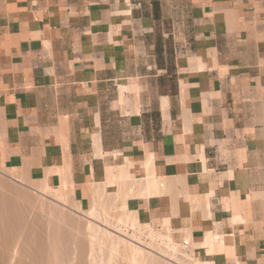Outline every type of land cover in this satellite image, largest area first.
<instances>
[{
    "label": "crops",
    "instance_id": "crops-1",
    "mask_svg": "<svg viewBox=\"0 0 264 264\" xmlns=\"http://www.w3.org/2000/svg\"><path fill=\"white\" fill-rule=\"evenodd\" d=\"M0 167L264 264V0H0Z\"/></svg>",
    "mask_w": 264,
    "mask_h": 264
},
{
    "label": "bare ground",
    "instance_id": "bare-ground-1",
    "mask_svg": "<svg viewBox=\"0 0 264 264\" xmlns=\"http://www.w3.org/2000/svg\"><path fill=\"white\" fill-rule=\"evenodd\" d=\"M7 170V169H6ZM11 170V169H10ZM24 170V169H23ZM3 171V170H2ZM5 171V170H4ZM3 171V172H4ZM6 172V171H5ZM23 172V171H22ZM7 173V174H6ZM6 173H3L6 177L8 176V177H10V178H12V179H14V180H16L17 182H19V183H22V184H25L24 182L25 181H27L26 179H22V178H20V175L17 173V172H6ZM20 173V172H19ZM29 174V173H28ZM51 174H52V172H51ZM109 174V173H108ZM26 175H27V173H26ZM26 175H23V177H25ZM111 175V174H110ZM27 176H30V175H27ZM26 176V177H27ZM64 176V175H63ZM21 177H22V175H21ZM65 177H66V175H65ZM121 177V176H120ZM5 178V177H4ZM3 177H1L0 176V185H2L1 186V188H4L5 189V191H8L9 193L11 192V193H13L12 195H13V197H14V199H16L17 200V202L20 200V201H22L23 202V205H25L26 204V207H24L23 205V207L21 206V204H19V206L22 208V209H20V207L19 206H17V204H14V202L15 201H13L14 199H13V197H5L4 196V198H6V199H4L3 197H2V199H0V207L2 208V210L0 211V218L2 219H0L1 220V222H0V224H3V223H5L4 224V227H8V229L7 228H1V232L2 233H4V230H6L5 232L6 233H4V235H3V238H2V241L0 240V264H102V263H108V264H110L109 262H107V260L105 259V258H103V259H105L104 261L105 262H103L102 260V257L101 256H103V254L101 255L100 254V252H101V249L103 248V242H102V238L104 237V234H105V228L104 229H102V230H100V226H98L97 224V226H98V228H96L94 225H92V226H90L89 224H88V222L86 221L85 223H87V226L89 225V227L88 228H85L84 229V227L85 226H81V227H79V224L77 225V223H78V218L80 217H78V218H76V215H75V217H74V215H73V213L71 214V215H73V217L74 218H76V220H74V221H76L77 223H75L74 221H73V219H72V216L71 217H68V218H66V217H64L65 216V214H64V216H62L61 215V213H63V210L62 209H56V210H58V211H56V210H54L53 209V205H56V207L54 206V208H60L59 207V205L55 202L54 203V201H50V200H46L45 199V196L47 197V191H45V190H47L46 189V187H47V184H45L44 183V185L42 184V185H40V187H39V184H37L36 185V187L35 188H33V186L34 185H32L31 183H29L30 185H32V188L33 189H31V190H33V191H30V190H26L24 187V189H22V187H17V186H15V185H11V184H9L8 182H6L7 180H6V178L4 179ZM46 178V177H45ZM28 179V178H27ZM63 179H65V178H63ZM118 179H120V178H118ZM128 179V178H127ZM6 180V181H5ZM43 180V179H42ZM121 180V179H120ZM9 181V180H8ZM15 181V182H16ZM46 181V180H45ZM44 181V182H45ZM110 181V180H109ZM108 181V182H109ZM111 181H114V180H111ZM28 182H30L29 180H28ZM33 182V181H32ZM64 182V181H63ZM107 182V183H108ZM122 182V181H121ZM27 183V182H26ZM46 183H47V181H46ZM67 183V182H66ZM107 183H105V185H107ZM113 183V182H112ZM100 184V183H99ZM108 184H111V183H108ZM119 184V183H118ZM122 184V183H121ZM65 186V185H64ZM98 186V185H97ZM30 187V186H29ZM63 187V186H62ZM66 187V186H65ZM105 187V186H104ZM31 188V187H30ZM48 189H49V187H47ZM98 188V187H97ZM95 189V190H97V192H95V191H93L94 193H95V196H97V194L96 193H98V189ZM123 188V187H122ZM3 189V190H4ZM36 189H39V190H41V191H45L44 193H42L41 191H38V190H36ZM65 189V188H64ZM102 189V188H101ZM67 190V189H66ZM73 190V189H72ZM124 190V189H123ZM4 191V192H5ZM53 191H55V190H53ZM52 191V192H53ZM8 192H5V193H8ZM40 192V194H38ZM70 192V191H69ZM69 192H67L68 194H69ZM105 192V191H104ZM104 192H102L103 193V196H104ZM5 193H3V194H5ZM57 193V194H56ZM56 193H54L55 195V197H57V198H55L54 196V198H55V201H57L58 203H60V204H62V206L64 205L65 207L67 206L66 204H67V202H66V204L64 203V201H65V199L64 200H62L63 199V196L60 194V192L58 193V191H56ZM64 193V192H63ZM94 193H92V195L94 194ZM100 194H101V191L99 192ZM98 193V195H100ZM122 193V192H121ZM3 194H2V196H3ZM70 194H72V193H70ZM69 194V195H70ZM118 194H120V193H118ZM127 194V193H126ZM6 195H8V194H6ZM10 195V194H9ZM66 194H64V197L66 198V196H65ZM102 195V194H101ZM100 195V196H101ZM123 195V194H122ZM1 196V195H0ZM68 196V195H67ZM91 196V195H90ZM98 197V199L99 198H102V197ZM126 196V195H125ZM48 197H49V195H48ZM68 197H70V196H68ZM66 198V199H69V198ZM1 198V197H0ZM8 198V199H7ZM61 198V200H58V199H60ZM91 198H93V196L91 197ZM104 198V197H103ZM111 198V197H110ZM110 198H109V201H113V200H110ZM113 198H115V197H113ZM126 198H128V197H126ZM4 199V200H3ZM72 199V197H70V200ZM54 200V199H53ZM95 200V199H94ZM101 200V199H100ZM108 200V199H107ZM106 200V202H108ZM116 200V199H115ZM114 200V201H115ZM127 200V199H126ZM125 200V201H126ZM48 201V203L50 202V204H53L52 206L51 205H48V203H47V206H46V202ZM63 201V202H62ZM68 201V200H67ZM98 201V202H97ZM102 201H104V200H102ZM118 201V200H117ZM21 202V203H22ZM51 202H53V203H51ZM96 202L97 203H99V200H96ZM106 202H104V205H105V203ZM18 203H20V202H18ZM25 203V204H24ZM96 203V204H97ZM73 204V203H72ZM75 204V203H74ZM93 203H91L90 204V206L92 205ZM95 204V203H94ZM93 204V205H94ZM99 204H101V202L99 203ZM92 205V206H93ZM104 205H103V207H104ZM108 205V204H107ZM114 205V204H113ZM58 206V207H57ZM72 206V205H71ZM73 206L75 207V208H73ZM72 206V208L71 207H69V206H67V207H69V208H71L72 210H74V211H76V212H78V208L79 207H81L80 205H79V207L78 208H76V205H73ZM96 206H98V204L96 205ZM95 206V207H96ZM101 206V205H100ZM111 207V206H110ZM110 207H108V209L110 208ZM125 207V206H124ZM64 208V207H63ZM97 208H99V207H97ZM105 208V207H104ZM122 208V207H121ZM53 209V210H52ZM76 209V210H75ZM92 209H93V207H92ZM100 209V208H99ZM112 209V208H111ZM123 209V208H122ZM121 209V210H122ZM59 210H61L62 212L59 214ZM81 210V209H80ZM95 210V209H94ZM107 210V209H106ZM113 210V209H112ZM56 211V215H59V216H61V218H63L62 220L60 219V217H58L59 218V220H61L60 222H63L64 221V223H65V221L67 220V221H69L68 223H67V221H66V223H67V226L68 225H70L71 224V222H70V220H72V222H74L73 223V227L75 226V224H76V228H71V227H69V229H66L65 227H64V225H66V224H64V225H62V223H61V225H62V227L61 226H57V227H55V226H52V228L49 230V231H51V235H45V232H43L41 229L43 228L42 227V225H44V224H42V225H40V228H38V226H39V224L40 223H38V222H40L41 220H40V218L42 219V218H44V217H46L48 220L46 221V220H44L45 222H48V224H51V220H53L54 221V224H55V220H57L58 221V218H57V216H55L57 219H55V217H54V213L53 212H55ZM66 211V210H65ZM90 212H91V210H89ZM96 211V210H95ZM94 211V212H95ZM115 211V210H114ZM81 212V211H80ZM92 212H93V210H92ZM93 212V213H94ZM71 213V212H70ZM69 213V214H70ZM83 213H85L84 211H83ZM82 213V215L84 216V217H86L88 220H91V221H95L96 223L98 222V221H96V220H98V219H95L96 218V215L98 214V213H100V212H95V213H97L96 215L95 214H93V215H95L94 217L95 218H93V215H90V213L88 212V215H86V213L85 214H83ZM103 213V212H102ZM27 214H30V217L29 216H26ZM68 214V213H67ZM76 214V213H75ZM78 214V213H77ZM92 214V213H91ZM103 215V214H102ZM68 216H70V215H68ZM78 216V215H77ZM92 216V217H91ZM98 216V215H97ZM104 216V215H103ZM132 216V215H131ZM31 217H33V218H31ZM99 217V216H98ZM128 217V216H127ZM130 217V216H129ZM135 217V216H134ZM45 218V219H46ZM51 218H53V219H51ZM66 218V219H65ZM69 218H71L70 220H69ZM107 218V217H106ZM109 218V217H108ZM124 218V217H123ZM132 218V217H131ZM50 219V220H49ZM83 219H85V218H83ZM82 219V220H83ZM103 219V218H102ZM111 219V218H110ZM114 219V218H113ZM40 220V221H39ZM43 220V219H42ZM81 220V219H80ZM105 220V219H104ZM101 221V220H100ZM103 221V220H102ZM115 221H117V220H115ZM127 221V220H126ZM136 221V220H135ZM134 221V222H135ZM42 222V221H41ZM45 222H43V223H45ZM80 222V221H79ZM107 222V221H106ZM120 222V221H119ZM38 223V224H37ZM81 223V222H80ZM83 223V222H82ZM92 223V222H91ZM118 223V222H117ZM127 223V222H126ZM132 223V222H131ZM130 223V224H131ZM24 224H26V226H25V228H23L24 226ZM48 224L46 223L45 224V226L47 225L48 226ZM53 224V223H52ZM53 224V225H54ZM93 224H95V223H93ZM100 224V223H99ZM107 225H108V223H106ZM112 224V223H111ZM28 225V226H27ZM57 225H58V222H57ZM82 225H84V224H82ZM102 225H103V223H102ZM116 225V224H115ZM122 225V224H121ZM132 225V224H131ZM143 225V224H142ZM23 226V227H22ZM44 226V227H45ZM71 226V225H70ZM94 226V227H93ZM110 226H112V225H110ZM126 227H128L127 225H125ZM138 226H140V225H138ZM49 227H51L50 225H49ZM63 227H64V229H66V231L67 230H69V232H71V233H73L72 234V238H73V242L74 243H72V246L71 247H69V245L67 244V241H69V240H67L68 238H70L71 237V233H70V237H68V235H69V232L67 231H65L64 229H63ZM114 227V226H113ZM123 227V226H122ZM48 227H45V229H43V230H47V232H49L48 231V229H47ZM68 228V227H67ZM70 228H71V230L73 231H70ZM141 228H143V229H147V232L149 231V234L148 235H150V237H154V236H152L150 233V231H152V230H148L149 228H145L144 226H142ZM165 228V227H164ZM168 228V227H167ZM167 228H165V229H167ZM108 229H110V230H112L113 232H115V233H118V234H120V236L122 235L121 233H119V231H117V230H120V229H116V226H115V230L114 229H112V227L111 228H108ZM127 229V228H126ZM132 229V228H131ZM133 229L135 230V227H133ZM143 229L141 230V231H143ZM27 230V231H26ZM41 230V231H40ZM83 230H85L84 232L86 233V234H83L84 232H83ZM145 230L142 232V233H145ZM168 230V229H167ZM167 230H165V234L167 233L168 235L170 234V233H168L167 232ZM164 231V230H163ZM102 232L104 233V234H102ZM121 232V231H120ZM136 232H139V230L138 231H136ZM155 232V231H154ZM154 232L152 233V234H154ZM2 233H0V235L2 234ZM107 233V232H106ZM127 233V232H126ZM139 233H141V232H139ZM158 233V232H157ZM133 234V233H132ZM131 233H130V236H128V235H125V233H124V235H122V236H124L126 239H129V240H131V241H134V243L136 242L137 243V241L136 240H133L132 239V237H134V236H131L132 235ZM145 234H147V233H145ZM163 236H165V234H163V233H161ZM161 234H159V235H161ZM166 234V235H167ZM85 235V236H84ZM108 235H114L113 233L111 234H109V232H108ZM140 235V234H139ZM48 236V237H47ZM116 236V235H115ZM156 236V235H155ZM112 237V236H111ZM119 237V236H118ZM124 237H122V238H124ZM141 237V236H140ZM139 237V238H140ZM168 237V238H167ZM113 238H114V236H113ZM117 238V237H116ZM135 238V237H134ZM137 238V237H136ZM135 238V239H136ZM142 238V237H141ZM157 238V237H156ZM159 238H161V236L159 237ZM164 238V237H163ZM162 238V239H163ZM165 238H167V240L169 241H167L166 242V244H164V245H167L166 247L169 249L168 250V252L167 251H160L158 248H157V245H156V248L155 249H152V247H147V246H145V245H143L142 243H138V244H132V243H130L129 242V245H130V251H129V249H127L126 250V248H125V250L122 252V254L124 253V257H128V259L126 258V259H124L123 261H128V263L127 264H138L139 263V261L137 262V260L136 259H138V260H140L139 258H138V256L143 260V261H145V259L147 260L148 258H149V256H151V258L152 257H158V258H152L153 260H151L152 262H154L153 264H160L161 262H162V258L161 257H163V258H165V259H168V260H170V261H172L173 263H176V264H181L180 263V260H178L179 262H177L176 260V262L174 261V260H172L171 258H169V257H167L166 256V254L169 256V255H171V256H173V253H174V249H176V248H174V244H172L171 243V238L169 239V236H165ZM164 238V239H165ZM51 241H50V240ZM104 239H106V238H104ZM109 240H113V239H111L110 237L108 238ZM119 239V238H118ZM118 239L117 240H115V241H113L114 242V244H113V242H107V241H105V244L107 243H109V246H110V244L112 245V248L116 245L117 246V244L118 243H120V242H118ZM121 239V238H120ZM119 239V240H120ZM126 239H123V240H126ZM138 239V238H137ZM154 239H155V237H154ZM158 239V238H157ZM67 240V241H66ZM72 239L70 238V241H71ZM121 241V240H120ZM146 241V240H145ZM158 241V240H157ZM118 242V243H117ZM139 242V241H138ZM152 243H153V241H151ZM164 242V241H163ZM69 243V242H68ZM103 243V244H102ZM117 243V244H116ZM124 243V242H123ZM128 243V242H127ZM151 243V244H152ZM155 243V242H154ZM157 243V242H156ZM162 243V242H161ZM126 244V243H125ZM150 243H148V245H149ZM172 244V245H171ZM66 245H68V247L66 246ZM103 245V246H102ZM124 245V244H123ZM129 245L127 244L126 246L124 245V247H129ZM153 245V244H152ZM64 246L65 247H67V250H69L68 252H70V250H71V248L72 249H74V250H72V253L73 254H70V253H65L66 255V257H67V259H69V258H71L72 257V260H65L64 258H61L60 257V253H58V250H60V248L61 247H63V249L61 250V251H65L66 249H64ZM115 246V247H116ZM121 246V245H120ZM119 246V247H120ZM159 246H161V245H159ZM158 246V247H159ZM107 247V246H106ZM164 247V246H163ZM165 247V248H166ZM109 248V247H108ZM108 248H106L107 249V251H108ZM185 248V247H184ZM188 248V247H187ZM87 249H88V251H87ZM146 249H149V251H152V253L151 252H149V251H147ZM111 250H113L114 251V248L113 249H111ZM118 250V249H117ZM102 251H104L105 252V249L103 250L102 249ZM106 251V252H107ZM179 251V250H178ZM178 251H175L176 253L178 252ZM112 252V251H111ZM117 252V251H116ZM119 252V251H118ZM121 252V251H120ZM130 252V253H129ZM153 252L156 254V255H153ZM164 252H167L166 254L164 253ZM180 252V251H179ZM87 253H88V255L90 256V258H88V260H87V258L85 257V255H87ZM113 253V252H112ZM150 253V254H149ZM175 253V254H176ZM191 253V252H190ZM59 254V255H58ZM68 254H70V256L71 257H69L68 258ZM107 254V253H106ZM118 254V253H117ZM121 254V255H122ZM179 254V253H178ZM184 254V253H183ZM75 255H76V257L78 256V258L76 259V257H75ZM99 255H101L100 256V258H99ZM115 255V254H114ZM185 255V254H184ZM192 255V254H191ZM64 256V254H63V257H65ZM89 256H87V257H89ZM109 256V255H108ZM42 257H44L43 259H42ZM91 257H95L94 259H92ZM98 257V258H97ZM105 257V256H104ZM111 257H112V255H111ZM111 257H109L110 259H111ZM124 257H122V259L124 258ZM61 258V260H59V259ZM113 258V257H112ZM117 258H119V257H117ZM159 258H161V259H159ZM175 258V257H174ZM188 258V257H187ZM96 259V260H95ZM99 259H102V260H99ZM110 259H108V261L110 260ZM119 259H121V257L119 258ZM181 259V258H180ZM116 261H114V259L113 260H111L110 262L112 263V264H119V262H120V260L119 261H117V259H115ZM136 260V261H135ZM160 260H161V262H160ZM184 260H185V258H184ZM191 260H193V259H191ZM122 261V262H123ZM194 261V260H193ZM116 262V263H115ZM147 262V261H146ZM151 262V263H152ZM172 262H170L171 264H172ZM181 262H183V261H181ZM124 263H126V262H124ZM140 263H141V260H140ZM170 263H167V260H166V264H170ZM189 263H191V262H189ZM194 263V262H193ZM203 263V262H202ZM142 264H145V262H142ZM161 264H163V263H161ZM164 264H165V262H164ZM183 264H184V262H183ZM204 264H210V263H204Z\"/></svg>",
    "mask_w": 264,
    "mask_h": 264
},
{
    "label": "rangeland",
    "instance_id": "rangeland-1",
    "mask_svg": "<svg viewBox=\"0 0 264 264\" xmlns=\"http://www.w3.org/2000/svg\"><path fill=\"white\" fill-rule=\"evenodd\" d=\"M2 170H3V171L5 170L6 172H11V173H12V172L15 173V172H16L15 170H9V169L6 170L5 168L3 169V168L0 167V176L3 177V178L5 177L6 180H7V181H6V180H5V181L8 182L9 184H11V185L13 184V185H15V186H17V187L20 186V187H22V189L25 188L26 190L33 191V190H31V189L35 188L37 184H39V187H40V185H42V184L44 185V183L39 182V181H33V182H32V181H30V182L25 181V182H24L25 184L19 183V182H17L16 180H14V179H12V178H10V177H8V176L6 177V176L3 174V173H6V172H5V171L3 172ZM6 174H7V173H6ZM5 178H4V179H5ZM20 178L23 179V176L21 177V175H20ZM8 180H9V181H8ZM15 181H16V182H15ZM26 182H27V183H26ZM29 183H31L32 185H34L33 188H32V185H30ZM41 183H42V184H41ZM1 186H2V185H0V195H1V196H0L1 198H0V199H2V197L4 198V196H5V197L8 196V197H10V198L13 197V195H12L13 193H11V192L9 193L8 191H5V189H4V188H1ZM29 186H30L31 188H30ZM62 186H63V187H62ZM62 186H61V187H52V186H48V185H47V187H49V189L46 187L47 190H45V191H47V197L45 196V199H46V200L48 199V200H50V201H54V203L56 202V203L59 205L60 208H54V206L56 207V205H53V204H54L53 202H51V203H53V204H50V202L48 203V201L46 202V206H47V203H48V205H51V206L53 205L52 207H53L54 210H56V209H62V210H63V213H61L62 211L59 210V211H60L59 214L61 213L62 216H64V214H65L64 217H66V218L72 216V219H73V218L75 217V215H76V218H78V217L80 216V217L78 218V220H79L81 223H80L79 221H78V223H77V222H76V221H77L76 218H74L73 221L76 220V221H74V222L77 223V225L79 224V227H81V226H85L84 229H85V228H88L90 224H91L90 226H92V225L95 226V225L97 224L98 226H100V227H99L100 230H102V229L105 228V231H104L105 234L102 232V234H104V237L102 238V242L104 241V242H103L104 244H103V243H102V244H103L104 246L102 245V246H103L102 249H103V250L105 249V252L102 251V249H101L100 254L102 253L103 256H101V255H102V254H101V255H99V258H100V256L102 257V259L105 258V259L107 260V262H109L110 264H112V263H111V262H112L111 260H113V259H114V261H116L115 259H117V261L120 260L119 264H127L128 261H127V260H126V261H123V260L126 259V258L128 259V257H124V256H123L124 253L122 254V252L125 250V248H126V250L129 249V251H130V245H131V244L129 245V242L132 243L133 245H134V244L136 245V244H138V243H142L143 245H145V246H147V247H148V246H149V247H152V249H155V248H156V245H157V248H158V249L160 248V249H159L160 251L162 250V251H167V252H168L169 249L166 247L167 245H164V244H166V242L168 241V240H167L168 237L165 238V236H169V239L171 238V239H170V240H171V243L175 245L174 248H176V249L173 250V251H174L173 256H171L172 254L168 256V255H167L168 253H167V252H164L165 254L167 253V254H166L167 257L171 258V259L174 260V261L176 260L177 262H179L178 260H180V263H181V264H183V262H184V264H204V263H202V261L197 260V259L194 258V255H193V249H192L193 246L191 245V246H192V247H191L189 244H187V245L185 244V242H186V243L189 242V239L184 238V240H181V238H179L177 235L174 234V231H172L171 228L169 229V225H168V224H164V226H163V227H160V228H153V227H150V226L140 225V224L137 222V220L135 221V219L133 218V216H131L132 214L127 213V211L125 210V207H124V200H123V201L119 200V199H120V198H118L119 195L113 194V193H112L113 191H108L107 189H105V187H106L105 185H98V186H91V187H90L89 190H91V189H94V190H95V189L98 187L97 189L100 190L101 193L104 192V191H105V192H104V196H102V198H99V199H98V197H96V196L93 195V198L90 199V204H91V203H93V204L95 203V204H94V205L92 204L93 206H92V205L90 206V204H89V207H88V208H84V209H82L81 207H79L78 203L75 201V198H73V200H72V199H71V200L68 199V201L65 199L64 203L66 204V202H67V204H66L67 206H69V207H71V208H72L73 205L78 206L79 208L76 207V208H78V212L72 210L71 208H69V207H67V206H66V207H65L64 205L62 206V204H60V203H58L57 201H55V198H57V197H55L56 195H55L54 193H56V191H60V192H62V193L64 192L63 195L66 194L65 196L68 195V196L71 197L72 195H74V192H73L72 190H69L68 187H67V185H65L66 187H65L64 185H62ZM104 186H105V187H104ZM23 187H24V188H23ZM94 187H95V188H94ZM64 188H65V189H64ZM101 188H102V189H101ZM3 189H4V190H3ZM66 189H67V190H66ZM36 190L41 191V190H39V189H36ZM53 190H55V191H53ZM94 190H93V191H94ZM4 191H5V192H8V193H5ZM45 191H41V192L44 193ZM52 191H53V192H52ZM69 191H71V192H69ZM93 191H92V192H93ZM67 192H69V194H70V193H72V194L69 195ZM3 193H5V194H3ZM45 193H46V192H45ZM2 194H3V196H2ZM6 194H8V195H6ZM9 194H10V195H9ZM38 194H40V192H39ZM56 194H57V193H56ZM102 194H103V193H102ZM48 195H49V197H48ZM54 195H55V196H54ZM53 196H54L55 198H54ZM91 197H92V195H91ZM103 197H104V198H103ZM110 197H111V198H110ZM113 197H115V198H113ZM109 198H110V200H113V201H109ZM4 199H6V198H4ZM4 199H3V200H4ZM7 199H8V198H7ZM11 199H12V198H11ZM13 199H14V197H13ZM53 199H54V200H53ZM94 199H95V200H94ZM100 199H101V200H100ZM107 199H108V200H107ZM115 199H116V200H115ZM58 200H61V198L58 199ZM62 200H64V198H63ZM96 200H99V203L101 202V204L97 203L98 201L96 202ZM102 200H104V201H102ZM106 200H107L108 202H106ZM114 200H115V201H114ZM117 200H118V201H117ZM13 201H15L14 204H17V206H19V204H21V206L23 205V202L20 201V200L18 201V202H20V203H18L16 199H14ZM21 202H22V203H21ZM62 202H63V201H62ZM104 202H106L105 204H108V205H104V204H103ZM72 203H73V204H72ZM74 203H75V204H74ZM96 203L98 204V206H96V205H97ZM24 204H25V203H24ZM113 204H114V205H113ZM71 205H72V206H71ZM100 205H101V206H100ZM103 205H104L105 208L103 207ZM23 206L26 207V204L23 205ZM23 206H22V207H23ZM95 206H96V207H95ZM110 206H111V207H110ZM19 207H20V206H19ZM57 207H58V206H57ZM63 207H64V208H63ZM92 207H93V209H92ZM97 207H99L100 209L97 208ZM108 207H110V208L108 209ZM121 207H122L123 209H122ZM73 208H75V207L73 206ZM111 208H112L113 210H112ZM20 209H22V208L20 207ZM53 209H52V210H53ZM80 209H81V210H80ZM94 209H95L96 211H95ZM106 209H107V210H106ZM121 209H122V210H121ZM1 210H2V208L0 207V211H1ZM65 210H66V211H65ZM89 210H91V212H90ZM92 210H93V212L95 211V212H100V213H98V214L95 213V212L93 213ZM114 210H115V211H114ZM56 211H58V210H56ZM56 211L53 212V213H54V217H55V216H57V218L60 217V219L62 220L63 218H61V216L56 215V214H57ZM80 211H81V212H80ZM83 211L86 213V215H88V212L90 213V215H93V214L96 215V214H97L99 217L96 215V218H95V217H94L95 215H93V218L98 219V220H96V221H98V222L96 223L95 221L88 220L86 217H84V216L82 215ZM70 212H71V213H70ZM102 212H103V213H102ZM55 213H56V214H55ZM67 213H68V214H67ZM69 213H70V214H69ZM72 213H73L74 217H73V215H71ZM75 213H76V214H75ZM77 213H78V214H77ZM85 213H83V214H85ZM91 213H92V214H91ZM102 214H103L104 216H103ZM68 215H70V216H68ZM77 215H78V216H77ZM26 216H29V217H30V214H27ZM127 216H128V217H127ZM129 216H130V217H129ZM91 217H92V216H91ZM106 217H107V218H106ZM108 217H109V218H108ZM123 217H124V218H123ZM131 217H132V218H131ZM31 218H33V217H31ZM45 218H46V217L42 218L43 220L40 218V220H41L42 222H41L40 220H39L40 222H38V223H40L39 226H38V228H40V225L44 224V225H42L43 228L41 227L42 229H41V228H40V229H41L43 232L46 231V232H45V235H48V234L51 235V234H50L51 231H49V230L52 228V226H55V227H57V226H61V227H62V225L66 224V225H64V227H65L66 229H69V227H71V228L73 227L72 225H73V223H74V222H72V220H70L71 218H69V220H70V222H71V224H70L71 226H70V225L67 226V223H68L69 221L66 220L67 223H66V221H65V223H64V221H63V222H60L61 220H59V218H58V221L55 220L56 222H55V224H54V221H53L54 219L51 218V219H53V220H51V224H48V222H45V221H44V220H46V221L48 220L47 218H46V219H45ZM57 218L55 217V219H57ZM66 218H65V219H66ZM83 218H85V219H83ZM102 218H103V219H102ZM110 218H111V219H110ZM113 218H114V219H113ZM0 219H1V218H0ZM80 219H81V220H80ZM82 219H83V220H82ZM104 219H105V220H104ZM1 220H2V219H1ZM1 220H0V222H1ZM49 220H50V219H49ZM100 220H101V221H100ZM102 220H103V221H102ZM115 220H117V221H115ZM126 220H127V221H126ZM86 221H87V222L89 221V222H88V224H89L88 226H87V223H85ZM106 221H107V222H106ZM119 221H120V222H119ZM134 221H135V222H134ZM43 222H45V223H43ZM57 222H58V225H57ZM82 222H83V223H82ZM91 222H92V223H91ZM117 222H118V223H117ZM126 222H127V223H126ZM131 222H132V223H131ZM38 223H37V224H38ZM41 223H42V224H41ZM46 223L48 224V226H47V225L45 226ZM52 223H53L54 225H53ZM61 223H62V225H61ZM93 223H95V224H93ZM99 223H100V224H99ZM102 223H103V225H102ZM106 223H108V225H107ZM111 223H112V224H111ZM130 223H131L132 225H131ZM4 224H5V223L0 224L1 226L3 225L2 227H1V226H0V227L3 228V227H4ZM82 224H84V225H82ZM115 224H116V225H115ZM121 224H122V225H121ZM49 225H50L51 227H49ZM97 225L95 226L96 228H98ZM110 225H112V226H110ZM125 225H127L128 227H126ZM138 225H140V226H138ZM23 226H24V227H23ZM23 226H22V227L25 228L26 224H24ZM27 226H28V225H27ZM44 226H45V227H48L47 229H48L49 232H47V230H43V229H45ZM94 226H93V227H94ZM113 226H114V227H113ZM115 226H116V229H120V230H117V231H119V233H121L122 235H124V233H125V235L130 236V233H131V234L133 233L131 236H134L135 238L137 237L138 239H137V238L135 239L134 237H132V239H133V240H136V241L138 240L139 242L137 241V243H136V242L134 243V241H131V240H129V239H126L124 236H122V235L120 236V234L115 233V232H113L112 230L108 229V228H111V227H112V229L115 230ZM122 226H123V227H122ZM142 226H144L145 228H146V227L149 228L148 230H152V231H150V232H151L150 234H151L152 236H154L155 239H154V237H150V235H148V234H149V231L147 232V229L145 230V229L141 228ZM64 227H63V229H64ZM67 227H68V228H67ZM76 227H77V226H76V224H75V226H74L73 228H76ZM133 227H135V230L133 229ZM164 227H165V228L168 227V228H167L168 230L165 229ZM1 228H0V233H2V232H1V231H2ZM4 228H7V229H8V227H4ZM71 228H70V231H72ZM101 228H102V229H101ZM126 228H127V229H126ZM131 228H132V229H131ZM25 229H26V228H25ZM66 229H64V230L66 231ZM142 229H143V231L145 230V233H147V234L142 233V232H143V231H141ZM41 230H40V231H41ZM138 230H139V232H141V233L136 232V231H138ZM163 230H164V231H163ZM165 230H167V232L169 231L168 233H170V234L168 235V234L166 233V234H167V235H166V234H165ZM5 231H6V230H4V233H6ZM26 231H27V230H26ZM67 231L69 232V230H67ZM67 231H66V232H67ZM84 231H85V230H83V232H84ZM120 231H121V232H120ZM154 231H155V232H154ZM72 232H73V231H72ZM106 232H107V233H106ZM108 232H109V234H110V233H111V234L113 233L114 235H111V236H112V237H111L110 235H108ZM126 232H127V233H126ZM153 232H154V234H152ZM157 232H158V233H157ZM4 233H2V234L0 235V240H1V241H2V238H3ZM70 233H71V232H69L68 237H70ZM161 233L165 234V236H163ZM72 234H73V233H71V237H70L72 240L70 241V238L67 239V240H69V241L66 240V241H67V244L69 245V247H71V246H72V243H74V242H73V238H72ZM83 234H86V233L84 232ZM139 234H140V235H139ZM159 234H161V235H159ZM115 235H116V236H115ZM155 235H156V236H155ZM84 236H85V235H84ZM113 236H114V238H113ZM118 236H119V237H118ZM140 236H141L142 238H141ZM160 236H161V238H159ZM47 237H48V236H47ZM109 237H110L111 239H113V240H112V241L109 240V239H108ZM116 237H117V238H116ZM122 237H124V238H122ZM139 237H140V238H139ZM156 237H157L158 239H157ZM163 237H164L165 239H164ZM104 238H106V239H104ZM118 238H119V239L121 238V239H120L121 241H120ZM162 238H163V239H162ZM117 239H118V242H120V243H118V242H117L118 244L116 243L117 246L115 245L116 247H115V246L113 247V248H114V251H113V250H111V249H113V248H112V245L114 244L113 241H115V240H117ZM123 239H126V240H123ZM49 240H50V239H49ZM107 240H108V241H107ZM145 240H146V241H145ZM157 240H158V241H157ZM50 241H51V240H50ZM105 241H107V242H113V244H112V245L110 244V246H109V243H108V244H107V243L105 244ZM151 241H153V243H152ZM163 241H164V242H163ZM68 242H69V243H68ZM123 242H124V243H123ZM127 242H128V243H127ZM154 242H155V243H154ZM156 242H157V243H156ZM161 242H162V243H161ZM168 242H169V241H168ZM125 243H126V244H125ZM148 243H150V244L148 245ZM151 243H152L153 245H152ZM123 244H124L125 246L128 244L129 247H128V248H127V247H124ZM172 244H171V245H172ZM68 245H66V246L68 247ZM120 245H121V246H120ZM159 245H161V246H159ZM73 246H74V245H73ZM73 246H72V247H73ZM106 246H107V247H106ZM119 246H120V247H119ZM153 246H154L155 248H154ZM158 246H159V247H158ZM163 246H164V247H163ZM67 247L64 246V249H66L65 251H61V250L63 249V247H61L62 249L60 248V250H58V253L61 254L60 257H61V258H64L65 260L67 259V257H66L67 255H66V254H67V253L73 254V253H72V250L75 249V248H74V249L71 248L70 252H68L69 250H67ZM69 247H68V248H69ZM108 247H109V248H108ZM165 247H166V248H165ZM184 247H185V248H184ZM187 247H188V248H187ZM106 248H108V251H107ZM117 249H118V250H117ZM123 249H124V250H123ZM122 250H123V251H122ZM146 250L149 251V249H146ZM178 250H179L180 252H179ZM87 251H88V249H87ZM106 251H107V252H106ZM111 251H112L113 253H112ZM116 251H117V252H116ZM118 251H119V252H118ZM120 251H121V252H120ZM175 251H178V252L176 253ZM66 252H67V253H66ZM149 252L152 253V251H149ZM190 252H191V253H190ZM65 253H66V254H65ZM106 253H107V254H106ZM117 253H118V254H117ZM129 253H130V252H129ZM175 253H176V254H175ZM178 253H179V254H178ZM183 253H184L185 255H184ZM63 254H64V256H65V255H66V256L63 257ZM70 254H68V255H69L68 258L71 257ZM114 254H115V255H114ZM121 254H122V255H121ZM149 254H150V253H149ZM191 254H192V255H191ZM58 255H59V254H58ZM108 255H109V256H108ZM111 255H112L113 258L111 257ZM153 255H156V254L153 252ZM87 256H89L88 253H87V255H85V257H86L87 260H88V258H90V256H89V257H87ZM104 256H105V257H104ZM75 257H76V255H75ZM109 257H111V259H110ZM117 257H119V258L121 257V259H119V258H117ZM122 257H124V258L122 259ZM174 257H175V258H174ZM187 257H188V258H187ZM43 258H44V257H42V259H43ZM61 258H60V259L58 258V259L61 260ZM77 258H78V256L76 257V259H77ZM91 258L94 259L95 257H91ZM97 258H98V257H97ZM138 258L141 260V263H140V260L136 259L137 262L139 261L138 264H142V262H145V264H153L154 262L151 261V260H153L152 258L155 259V258H158V257L155 256V257H152V258H151V256H149V258H148L147 260L145 259V261H143L139 256H138ZM161 258H162L163 260H162V262H161V260H160V262L163 263V264H164V262H165V264H166V260H167V263L172 262V261H170V260H168V259H165V258H163V257H161ZM161 258H159V259H161ZM180 258H181V259H180ZM184 258H185V260H184ZM69 259L72 260V257L69 258ZM69 259H67V260H69ZM102 259H99V260H102ZM105 259H103L102 261L105 262V261H106ZM108 259H110V260L108 261ZM177 259H178V260H177ZM191 259H193L194 261L191 260ZM43 260H44V259H43ZM95 260H96V259H95ZM104 260H105V261H104ZM136 260H135V261H136ZM110 261H111V262H110ZM122 261H123V262H122ZM146 261H147V262H146ZM176 261H175V262H176ZM181 261H183V262H181ZM124 262H126V263H124ZM151 262H152V263H151ZM189 262H191V263H189ZM193 262H194V263H193ZM115 263H116V262H115ZM161 263H160V264H161ZM102 264H104V263H102ZM105 264H108V263H105ZM170 264H171V263H170ZM172 264H176V263H173V262H172Z\"/></svg>",
    "mask_w": 264,
    "mask_h": 264
}]
</instances>
